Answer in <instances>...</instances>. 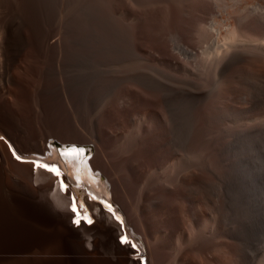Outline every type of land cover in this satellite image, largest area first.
Segmentation results:
<instances>
[{
  "label": "bare ground",
  "instance_id": "6f19581e",
  "mask_svg": "<svg viewBox=\"0 0 264 264\" xmlns=\"http://www.w3.org/2000/svg\"><path fill=\"white\" fill-rule=\"evenodd\" d=\"M90 1L92 2L81 7L82 4H76L75 0L74 6L80 7H72L74 12L71 7L67 9L73 16L70 20L67 17L68 22H63L64 25L58 27V31L53 32L46 40L53 57L52 64L55 65L56 78L53 79L56 87H59L56 88L59 92H56L62 98L57 101L60 106L58 103L56 106L66 113L65 119L72 120L73 127L69 124L70 121L67 123L78 135L66 137L67 134L64 133V136V127L67 130V126L63 125L61 134L65 138L64 145L51 143L48 146L49 140L54 138L50 134L55 131H47V134L50 133L49 138L45 133L42 134L45 138L43 137L41 146L38 142L36 150L24 155L21 154L22 149L18 153L7 141L12 156L15 159L20 156L17 160L26 163V166L32 165L27 169L35 167V174H32L36 176V184L49 179L52 181V184L48 182L52 188L46 190L45 197H50L55 207H61L64 213L67 212L66 215H70V220L62 217L61 221L83 228L95 226L97 220L102 218L117 227L120 235L118 234V241L114 235L116 248L119 246L128 250L129 257L126 258H129L130 264H264V124L253 123L249 118L250 121L238 120V109L232 103L239 84L247 89L250 83L255 82L257 85L259 83L256 80L261 82L264 79V0ZM215 12L218 13V19ZM69 14L71 13L67 15ZM223 27L226 29L223 30ZM70 33L74 36L67 41L65 36ZM31 47L35 48L32 44ZM32 48L29 53L34 51ZM28 55L31 56L26 53L23 58L26 56L24 60L28 61L27 66L32 76L27 77L30 83L34 76L33 54L31 57ZM50 63L48 62V66ZM43 65L39 63L41 67ZM43 69L42 80L50 72L46 69V73ZM49 78L44 81L48 82V86L51 81H48ZM244 88L243 95L247 98L250 94L252 96L254 91H249L248 95V90L244 92ZM255 88L257 89L256 86L254 90ZM242 92L239 93L240 96H243ZM248 106L251 107L250 104ZM248 106L243 105V111L244 107L249 111ZM58 108H55L54 113H58ZM63 111L61 115L64 114ZM246 113L245 111V115L249 116ZM84 117H89L86 127L93 130L92 134L81 125L85 122ZM92 118L95 119L94 127ZM87 143L95 146L92 159L79 151V146L86 147ZM43 165L55 166L59 174ZM22 170L24 172L26 169L20 171ZM20 175L24 176L23 173ZM30 176L26 178L33 180V176ZM22 183L20 181L18 184ZM31 189L29 193L35 197V190ZM27 192L23 194L27 196ZM2 193L0 192V196L3 197ZM43 193L45 195V191ZM1 199L9 202L8 199ZM42 205L40 208L46 207L45 204ZM93 206L96 207L95 210ZM33 207L30 209L34 212L36 209H32ZM5 208L3 207V211ZM15 208L22 211V208ZM48 208H45L47 212L56 216L59 214L57 208L56 212ZM111 210H114L115 215ZM23 213L25 216L26 213ZM50 213L47 214L51 221L56 216L51 217ZM6 214L2 216L7 217ZM10 214L18 216V212ZM19 214L21 215L20 212ZM13 218V221L11 218L10 220L14 227H11L13 225L10 221L7 222V229L11 227L9 230L13 228L14 231H20V226H15L21 219L16 221L23 217ZM4 219L3 217L6 222ZM35 219L38 220L39 217ZM0 220L2 221V217ZM1 221V228H6ZM53 223V226L59 224H55V221ZM54 228L51 227L53 232H59L64 227ZM77 228L70 230L74 235L73 232H63L76 239V231L85 230ZM11 230L10 232H14ZM33 230L27 231L32 233ZM40 230V233L44 231L41 227ZM50 231H44V234L49 232L55 237ZM38 232L39 229L36 233ZM63 232L60 231L61 234ZM27 233L23 235L28 238L23 241L21 236L17 245H24L28 240L30 243H38L40 238L36 236H45ZM48 234L47 238L43 237L44 240L48 239ZM89 234H82L84 237H80L88 238ZM68 235L65 236L68 238ZM58 237L55 238L57 241L53 240L54 245L56 242L60 245L66 239L65 237L63 240L62 236L61 242ZM122 237L127 238L126 243H121ZM89 239L86 240L89 242ZM111 240L114 243V238ZM12 241L15 242L12 239L9 245L13 244L15 247L17 242L14 244ZM70 241L72 242L71 239ZM30 243L27 245L30 246ZM133 244L135 247H132ZM52 245L48 248L51 247L55 252L58 250V254L75 248L71 244V247L66 246L72 250L64 246L65 250L60 251L62 247L56 249L59 246L56 244L57 246H53L55 250ZM121 249L116 250L121 252ZM77 252L80 253L79 249ZM133 254L139 256L135 257L138 261L132 257ZM122 258L124 257L121 256ZM80 259L82 258L78 257L79 262ZM71 260L77 259L70 258L68 262ZM104 260L102 263L107 262L106 257ZM74 261L73 264H79ZM81 262L90 264L92 261ZM107 264H111L110 261Z\"/></svg>",
  "mask_w": 264,
  "mask_h": 264
},
{
  "label": "rangeland",
  "instance_id": "374dc122",
  "mask_svg": "<svg viewBox=\"0 0 264 264\" xmlns=\"http://www.w3.org/2000/svg\"><path fill=\"white\" fill-rule=\"evenodd\" d=\"M58 1H60V2H58ZM58 1L57 0H0V49H1V51H0V54H1L0 55V57H1V59H0L1 60L0 61V148H9L10 147L9 143H10L13 145V147L18 152H21V149H22L21 154H26V153L29 154L32 151H34V149L36 150L39 146H41V143L43 142L42 139L45 138L43 136L44 133H45L46 137L49 136L50 133L47 134L46 133L47 131L50 132L53 130V131H55V133H58V135H56L54 132H53L54 134L53 133L50 134V136L54 135V138H51L49 140V142L47 144L48 146L51 143L53 145H57V144H61V145L63 144L64 145V142H63V140H65V138H63L65 136L64 133L67 134L66 137H73V136L78 135V133L74 130V128H72L73 127L72 120L71 119L70 120L65 119L66 116H64V115H66V113L61 109V107H59L60 110L64 112V114L62 113L63 115H61L60 114L61 111L56 106L59 104V102H57V101H61L62 98L59 97L60 96L58 93L59 91L56 89L59 87H56V85H55L56 82L54 81L55 79H53V78H56V76H55V65L52 64V62L54 63V61H52L53 57L51 56V51L47 47V44H46L47 41L46 40L49 39L48 37L53 32L58 31V29H59L58 27H62L64 24H66L68 22V20H70L71 16H73L72 12H74L73 11L74 8H72V7H76L74 5L82 4L81 5V7H82V6L89 4L92 1H90V0L85 1L84 0L85 1L84 2L83 0H81L82 3H81V1H80V3H78L79 0H76L77 1L76 4L74 3L75 0H72L73 2L70 0V3L68 2V0H58ZM63 1H64V3H62ZM83 2H84V4H83ZM62 4H64V5H62ZM66 5L68 7H66ZM78 7H80V6H77L76 9ZM63 8H64V10H63ZM69 8L71 9L72 12H70V10H68V12L66 11ZM53 9H56V10L53 11ZM218 11L216 10V12H218ZM216 12L214 15L218 19L219 18L218 13L220 14V11L218 13H216ZM68 13H71L72 15L69 14V16H68L67 15ZM61 14H62V16H61ZM63 14H65V15H63ZM67 17H68V20H66ZM63 22H64V24H63ZM57 23H59V25ZM224 28L225 27H223V30L226 29V28L225 29ZM215 32L217 33V31H215ZM72 36H74V35L71 33L68 34V36L66 34L65 38L67 41H70L72 39ZM31 40H33L34 43L31 42ZM31 44L35 48H32ZM30 48H32V50L34 49V51L32 53H29V52H31ZM25 52L27 54H31V56L33 54L32 57L28 55L29 57H31L33 59V64H32L33 72H32V74L34 76H33V80L30 79L31 80L30 83L32 84V82H33V84H32L33 86H30L31 84L28 82L29 78L32 76L30 75L29 68L27 66L28 61L24 60V59H26L25 58L26 56L23 58V56L26 55ZM45 52L47 55L44 54ZM50 56H51V58H50ZM44 59H46V61ZM30 61H32V60H30ZM42 61H44V63ZM48 62L49 63L51 62L49 64V66H48ZM39 63L41 65L42 64H44V65L41 67V66H39ZM39 67H41V69ZM48 67L50 70L48 69ZM42 69L45 72L47 70L50 71L49 72L50 75H49V73H48V75H46V78L50 77L48 81H50V79H51L49 86L47 85L48 82L47 83L45 82L46 84L44 83V81H47L46 78L44 80H42V74H43V72L41 71ZM27 77H29V78H27ZM263 80L264 79H261V82H258V80H256L257 81L256 83L262 84ZM263 83H264V81H263ZM28 84H30V85H28ZM252 84H253V82L248 85L247 89L244 87H241V85L239 84L238 88L236 87V89H235V94L233 96V102L232 103H233V106L235 107V109L236 110L238 109L237 110L238 111V115H237L238 120L244 121V119L247 120L249 118L251 120V122H253V123L254 122L255 123L260 122V123L264 124V104H263V102H264V98H263L264 97V91H262V89H264V86H262V85H264V84H262L260 86H258L259 84L255 85V82L253 85ZM251 85H252L253 89L251 88ZM249 86L251 89L249 88ZM255 86L257 87V89L255 88V90H254ZM239 88H241V90ZM242 88H244L243 89L244 92H247L246 90H248V92H247L248 95L250 93L249 91H251V90L254 91V93H252V96H250L251 95L250 94L247 98V96L245 97L243 95ZM258 88H261L259 91L262 94H260V92L258 91ZM56 91H58V92H56ZM256 91H258L260 96L263 95V97L261 96V98H260V96L258 95V93ZM241 92H242L241 95H243L244 97L240 96L239 93H241ZM253 94H255V95H253ZM238 96H239V98H238ZM258 96H259V98H258ZM240 97H242V99ZM246 98H247V101H246ZM255 98H256V100H255ZM58 99H60V100H58ZM234 99L237 102H235ZM248 99H250V100H248ZM258 99H260V100H258ZM251 102H252V104H251ZM253 103H254V105H253ZM249 104L251 105V107L248 106ZM241 105L242 106L243 105L248 106L249 111H247V109L245 107H244V111H243V107ZM59 106H60V104H59ZM238 106H239V108H238ZM259 106L260 107L262 106L263 108L261 107V109H260ZM43 107L49 108L51 111L48 112L47 110H49V109H44ZM241 107H242V109H240ZM249 107L252 109H255V110H251ZM55 108H56V110L58 108L60 113H59V111L57 114L54 113ZM256 108H259V109H256ZM43 109L46 110L48 113L46 111H44ZM245 111L247 112L246 114H248L249 116L245 115ZM249 112L252 114L250 115ZM58 114H60V115H58ZM88 115H89V112H88ZM62 116H63L64 120L62 119ZM242 116H244L243 119H242ZM67 118L69 119V117H67ZM61 119H62V121H61ZM249 119L247 121H250ZM68 121H70L69 124L72 125V127L67 123ZM84 121H85L84 123H81L82 127H85L86 129H88V132L90 134H92L93 130L89 127H86V125L89 121V117H86ZM91 121H92V125L94 127L95 119L92 118ZM60 123L62 124V126H60L61 125ZM83 124H84V126H83ZM63 125L67 126V130H66V127H64L66 132H65V130L63 132V129H64ZM68 125H69V128L71 127L72 129L71 128L69 129ZM59 127H60V130H59ZM56 131H58V132H56ZM61 132H63L64 136L61 134ZM40 138H41V141H39ZM59 138H62V139L59 140ZM37 144H39V146ZM65 144H68V143H65ZM34 145L35 146L37 145L36 148ZM86 146L93 148L92 152H93V154H95V146L93 144L87 143ZM18 147L20 148V150ZM29 150H31V151L27 152ZM9 162H10V160H9ZM103 182H105V184H106L105 180ZM93 209L95 210L96 207L93 206ZM111 211L114 213V210H111ZM114 215H115V213H114ZM120 222L123 225L125 224L123 220H121ZM101 224H103V225H101ZM78 228H82V227H78ZM83 228H85V230ZM83 228H82V230H84V231L77 230L78 231L77 239H82L84 237L82 234L90 233L91 235L92 234L93 235L91 236L89 234L90 237L87 238V236H86V238H83L82 240H77L80 242V243L77 242L78 249L80 251V253L77 252V261L79 262L78 257L82 258V259H80L79 264L80 263L82 264L81 261H83V262L86 261L89 263L92 261L90 264H92V263L94 264V263L98 262V260H100L101 262L96 263V264H99V263L103 262L105 257H106V261H107V262H104L105 264L109 263V261L111 264H113V261H115L117 264H126V263L130 264V262L128 261L129 258H126V257H129V254L127 252L128 250H125L124 248L121 249V248H119V246H118V248H116L118 236L120 235V232H118L117 227H114L109 222L105 221L102 218L101 219L99 218L97 220V224L95 226H93V227H86L85 226ZM89 228H91L92 230H90ZM98 228H102V230L98 229ZM91 231H93V232L91 233ZM97 231L99 232L100 236L98 235ZM82 232H86V233H82ZM95 232H97V233H95ZM94 233L96 235H94ZM101 234H102V236H101ZM105 234H107V235H105ZM114 235H115L117 241H116ZM80 236H83V237H80ZM100 238L101 239L105 238V239L104 240L102 239L103 240L102 241V240H100ZM113 238H114V243H113V240H111ZM86 239H89V242L92 239L91 240L92 242L89 243L88 240H86ZM82 241H84V243L81 244ZM111 241H112V244H111ZM95 243L98 245H95ZM113 244H115V245H113ZM110 245L112 247L114 246L113 247L114 250L112 247H110ZM103 246H104V248H101ZM128 247L129 246H126V248H128ZM81 248L86 249V252H84V249H81ZM110 248H111V250H110ZM78 249H77V251H78ZM116 249H121L120 251L123 253L121 254V252H119V250H116ZM98 251L101 254H99V255L96 254V253H99ZM78 254H79V256H78ZM117 256H119L120 259L118 257V260H117ZM121 256L124 257L125 259L124 258L121 259ZM131 256L132 255H130V257ZM108 257H111L112 260H111V258L107 260ZM132 257L134 259H135V257L139 258V256H136L135 254H133ZM83 259H86V260H83ZM95 260H97V261L95 262ZM135 260H137V259H135ZM104 263H102V264H104ZM46 264H52V263L46 262ZM53 264H55V263H53ZM62 264H69V263L63 262ZM84 264H86V263H84Z\"/></svg>",
  "mask_w": 264,
  "mask_h": 264
},
{
  "label": "crops",
  "instance_id": "0c3cea01",
  "mask_svg": "<svg viewBox=\"0 0 264 264\" xmlns=\"http://www.w3.org/2000/svg\"><path fill=\"white\" fill-rule=\"evenodd\" d=\"M18 152V151H17ZM19 153V152H18ZM10 155V156H9ZM24 155V154H23ZM9 160H10V162H9ZM5 161V162H4ZM5 163H6V166L8 167H6L5 166ZM27 163H30V162H27ZM8 164V165H7ZM26 163H23V162H19L17 159H15L14 158V156H12V151H11V148L9 147V148H0V172H1V174H0V177L2 176L3 178H0V181H2L1 179H3V181H2V187L0 188V192L2 193V191H3V193H2V195H3V197L2 196H0V199L1 198H5V199H8L9 200V202L11 203H9L7 200H5V201H3L2 199H1V201H0V212L1 211H3V207H6L5 209H4V211H6V212H4L3 211V213L0 215V217H2V221H3V217L5 218L4 220L6 221V222H4V224H5V227L6 228H1V223H0V230H1V234H0V264H46V262H49V263H55V264H62L63 262H65V263H69V264H73V261L71 262H68L69 260H70V258L71 259H77V250L76 251H74L76 248H78V244H77V235H76V233H78V231H76V230H74V231H76V233H75V237H76V239L74 238V236L72 237V232L73 231H70V230H72V228H74V229H76L77 227H74L73 225H69L68 223H67V221L68 220H70V215L68 214V215H66L67 214V212L66 213H64L62 210H61V207H60V209H58V207H55L54 206V203H53V200H51L50 199V197H45L46 196V192L47 191H49L52 187H51V184H52V181H50V179L49 180H47L46 182H41V183H38V184H36L37 182H35L36 181V176L34 175L35 174V167H32L30 170V172H29V169H27V167L29 166H26L25 165ZM31 164V163H30ZM15 165H17V167L15 166ZM21 166V167H20ZM23 166H25V167H23ZM32 165H30L29 167H31ZM18 167H20L21 169H23L24 168V172H23V170H22V172L19 170V169H17ZM32 169L34 170V171H32ZM7 171H9V172H7ZM18 171V172H17ZM27 172V173H26ZM9 173V174H8ZM20 173H23L24 174V176L23 175H20ZM29 173H30V175L31 176H33V180L32 179H29V178H26L27 176H30L29 175ZM32 173H34V174H32ZM3 174V175H2ZM28 174V175H27ZM10 175V176H9ZM15 177H14V176ZM27 175V176H26ZM19 176V177H18ZM30 176V178H32ZM18 178V180H17V178ZM5 178V179H4ZM15 178V179H14ZM21 179V180H20ZM35 179V180H34ZM29 180H32V181H30L29 182ZM21 181V183L22 182H24V183H22L21 185L20 184H18L19 182ZM51 182V184H49L48 182ZM34 184H33V183ZM13 184H15L16 185V187H15V185H13ZM47 184H49V185H46ZM22 185H24L23 187H22ZM25 185H26V187H25ZM45 185V187H43ZM24 187H25V189H27L28 190V192H27V190H25L24 189ZM28 187V188H27ZM32 188L31 189V191L33 190H35V192H33V193H36L34 196L35 197H32V195H31V193H29L30 191V188ZM39 187H42V189L41 188H39ZM3 189V190H2ZM6 190V192L7 193H9V194H7L6 192H4ZM18 190V191H17ZM20 190V191H19ZM42 190H44L45 191V195H44V191L42 192ZM47 190V191H46ZM13 191V192H12ZM17 191V192H16ZM27 192V193H29L27 196L25 195V193L23 194V192ZM12 192V193H11ZM43 193V194H41V193ZM6 193V195L7 196H9V197H7L6 195H4ZM20 193V194H19ZM26 193V194H27ZM12 194V195H11ZM15 194V195H14ZM38 194V195H37ZM40 194L42 195V196H40ZM1 195V194H0ZM21 195H23L24 197L26 196V198L24 199V200H22L24 197H22ZM43 196H44V198H43ZM12 197V198H11ZM20 197H22V198H20ZM29 197H32L31 198V200L29 199ZM41 197H42V200H41ZM16 199L17 198V200H14V199ZM20 198V199H19ZM36 198V199H35ZM34 199V200H33ZM38 199H40V200H38ZM46 201H45V200ZM49 199V200H48ZM21 200V201H20ZM30 200V201H29ZM52 202H51V201ZM19 202V203H16V202ZM23 201H25L26 202V204L23 202ZM42 201V203H40ZM43 201H45V202H43ZM51 203V204H53V205H51L49 202ZM4 202V203H3ZM5 202H8V203H5ZM15 202V203H14ZM32 202H34V203H32ZM36 202V203H35ZM37 202H39V203H37ZM55 202V201H54ZM22 203V204H21ZM28 203H31L34 207H35V205H37L36 206V208H34L31 204H29L28 205ZM50 204V205H48L49 206V208H48V206L46 205V204ZM56 203V202H55ZM1 204H3V205H5V206H3V205H1ZM19 204V205H18ZM43 204V205H42ZM44 204H45V206L48 208V210H50L51 209V211L52 212H56V209L55 208H57L58 209V211H57V213H59V214H57V216H56V214H54V213H50V212H47V209H45L44 207H41L42 208V210H41V208H40V206L42 205V206H44ZM8 205V206H7ZM58 205V204H57ZM12 206V207H11ZM22 206V207H21ZM53 206H54V208H53ZM15 207H17V209L18 210H20L21 208H22V211H17L16 210V208ZM20 207V208H19ZM29 207V208H28ZM31 207H33L32 209H36L35 211H36V213H35V211L33 212V211H31ZM52 207V208H51ZM11 208V209H10ZM27 208V210H25ZM38 208V209H37ZM12 211V212H10V210ZM14 209L16 210L15 212L17 213L18 212V216H17V214L15 213V212H13L14 211ZM30 211H29V210ZM39 210V211H38ZM45 210H46V212H45ZM61 210V211H60ZM7 211H8V214H6L7 213ZM60 211V212H59ZM19 212L21 213V215L19 214ZM24 212V213H23ZM37 212H39L40 214L38 215L37 214ZM41 212H43V213H41ZM62 212L65 214L64 216H63V214H62ZM6 214V216L7 217H5V215L4 216H2L3 214ZM10 213H12V214H16V216L14 215H11ZM22 213L23 214H25V216L24 215H22ZM29 213V214H28ZM51 214L52 216L51 217H54V216H56V217H54V218H51V221H50V218L48 217V214H47V216L45 215V214ZM11 215L10 216V218H11V220L13 221V217H15V219L18 217H25L24 219L23 218H19V219H17V221L16 220H14V221H16V222H18L20 219H21V221H19L18 222V225H16L15 227L16 228H18L19 226V229H20V231H18V229H17V231H16V229H15V231L16 232H18L17 234L15 233V231L13 230V228H12V230L14 231V232H10V230H9V228H11V227H14V225H13V223H12V221L10 220V218L8 219V215ZM37 216H36V215ZM42 214V215H41ZM20 215V216H19ZM29 215H30V217H29ZM35 215V216H34ZM54 215V216H53ZM62 215V216H61ZM27 216V217H26ZM50 216V215H49ZM59 216V217H58ZM66 216V217H65ZM67 216H69V218H67ZM39 217V219L41 220H37V219H35V218H38ZM43 217H45L44 219H43ZM49 219H48V218ZM62 217H64V218H66L65 220H67V221H65V220H62L61 221V219H62ZM8 220H7V219ZM30 218V219H29ZM46 218H47V221H44V220H46ZM57 218H58V220H57ZM22 219H23V222H22ZM28 220V221H27ZM60 220V221H59ZM1 221V220H0ZM1 221V222H2ZM11 221V222H10ZM39 223H38V222ZM51 222V223H53L54 221H55V224L57 223V222H59V224L57 225H54L53 226V224L51 225V223L49 224L48 222ZM57 221V222H56ZM64 221V222H63ZM7 222H10V223H12V225L13 226H11V224H9L11 227H8V229H7V225H8V223ZM15 222V223H16ZM43 222H45V223H47V224H43V225H41V223H43ZM61 222V223H60ZM14 223V224H15ZM37 223V224H36ZM65 223H67V224H65ZM4 224H2V225H4ZM33 224V225H32ZM34 224L36 225V226H34ZM61 224L62 225H65V226H61ZM70 224H71V222H70ZM39 225H41V226H39ZM45 225H49V226H45ZM37 226H39V228L37 227ZM47 228V230H51L50 232L52 233L53 231H52V229H51V227H56V229L57 228H59V226H61V228H63V229H61V228H59V229H61L62 230V232L63 231H67L68 233L70 232L71 234H70V236L68 235V234H66V232H63V233H65V234H61L60 233V231L61 230H59V232L56 230V232H53L56 236L54 237V236H52V234H50L49 232V234H48V239H46V240H44L45 239V237L47 238V234L45 235L44 234V231H45V233H46V228ZM58 226V227H57ZM21 227H23L22 229H21ZM39 229V232H38V234L36 233L37 231H38V229ZM40 227H41V229L43 230L44 229V231H42L41 233H40ZM66 227V228H65ZM68 227H70V228H68ZM30 228H31V230H30ZM37 229L36 231H34L33 229ZM3 229H4V231H3ZM5 229H7L6 231H5ZM55 229V228H54ZM65 229V230H64ZM9 230V231H8ZM11 230V231H12ZM34 231V232H32V233H29L28 231ZM69 230V231H68ZM8 232V233H7ZM28 232L29 234H37V235H45V236H40V237H37L36 235V238H40L39 239V242L37 243L36 241L34 242H29V240H28V245H29V243H30V246H28L27 245V243L26 244H20V245H17V244H19L20 243V239H21V236H23V241H25V238H28V237H26V236H24L23 234H26V233ZM12 233H14V235L11 234ZM27 233V234H28ZM43 233V234H42ZM59 233V234H58ZM28 234V235H29ZM10 235V236H9ZM27 235V236H28ZM61 235V236H60ZM68 235V238H70L71 240H72V242L70 241V239H68L66 236ZM73 235H74V232H73ZM34 236V237H35ZM50 236H52V237H50ZM60 237V239H59V241H61L62 242V239L63 238H65L66 237V239H65V241H63L64 243H62V244H60L59 245V243L58 242H56V244L57 245H59V246H57L56 244L54 245L53 243H54V241H57L55 238H57V237ZM63 236V237H62ZM65 236V237H64ZM29 237H31V240H33V238H32V236H29ZM42 237V238H41ZM43 237H44V239H43ZM58 237V238H59ZM61 237H62V239H61ZM18 238H20L19 240H18ZM72 238H74V239H72ZM15 240V242L14 241H12V242H14V244H15V247L13 246V244L12 245H9V242L11 243V240ZM37 239V240H38ZM17 240V241H16ZM21 240V241H22ZM34 240H36V239H34ZM43 240V241H42ZM54 240V241H53ZM64 240V239H63ZM66 240H68V241H66ZM22 241V242H23ZM21 242V243H22ZM48 242V243H47ZM50 242V243H49ZM60 242V243H61ZM70 242V243H69ZM25 243V242H24ZM35 245H33V244ZM53 245H52V244ZM48 245V244H50V245H48V247L49 246H51L52 245V247L53 246H57L56 247V249L57 248H61V250L60 251H63V249L64 248H70L72 245L75 247V248H73L72 247V249H73V251H74V254H73V251H69V252H72V254L71 253H69L68 251H66L65 249V252H63V253H65V254H63L62 252V254H58V250H56L54 247V249L57 251V252H55V251H53L52 249H51V247L50 248H48V247H43L44 245ZM72 244V245H71ZM26 245V246H25ZM33 245V246H32ZM66 245H71L70 247H67ZM65 246V247H64ZM64 247V248H63ZM71 248H70V250H72ZM69 250V249H68ZM59 251V252H60ZM60 255H62V256H60ZM73 256V257H72ZM76 256V257H75ZM63 257V259L64 258H66L65 260H61V258ZM69 259V260H68ZM77 260H75L74 261V263L76 262ZM78 262V261H77ZM77 264V263H76Z\"/></svg>",
  "mask_w": 264,
  "mask_h": 264
},
{
  "label": "snow or ice",
  "instance_id": "6c2138e0",
  "mask_svg": "<svg viewBox=\"0 0 264 264\" xmlns=\"http://www.w3.org/2000/svg\"><path fill=\"white\" fill-rule=\"evenodd\" d=\"M73 150H75V149H73ZM79 151H84V150L83 149H79ZM14 155H15V153H14ZM16 158L17 159H20L21 157L20 156H17ZM34 163H36V162H34ZM37 166H40V165L37 164ZM43 167L49 168L50 171L51 170H56L57 171V174H59L58 173V169H55V166L49 167L48 165H43ZM75 210L76 209L74 208L73 211H75ZM126 242H127V238L126 237H122L121 238V243H126ZM132 247H135V245L133 244Z\"/></svg>",
  "mask_w": 264,
  "mask_h": 264
},
{
  "label": "built area",
  "instance_id": "2783aa9c",
  "mask_svg": "<svg viewBox=\"0 0 264 264\" xmlns=\"http://www.w3.org/2000/svg\"><path fill=\"white\" fill-rule=\"evenodd\" d=\"M73 226H74V227H78V226H76V224H75V225L73 224Z\"/></svg>",
  "mask_w": 264,
  "mask_h": 264
}]
</instances>
